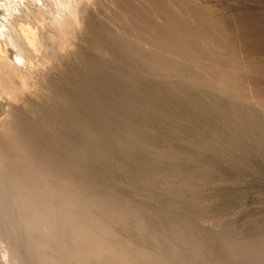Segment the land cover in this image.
<instances>
[{"label": "bare ground", "instance_id": "6f19581e", "mask_svg": "<svg viewBox=\"0 0 264 264\" xmlns=\"http://www.w3.org/2000/svg\"><path fill=\"white\" fill-rule=\"evenodd\" d=\"M101 1L0 0V99L7 98L13 106L25 102L32 92L30 79L48 80L51 86L49 69L62 65L61 86L50 88L51 100L57 104L48 113L50 125L62 123L59 131L70 127L96 142L113 145V138L102 135L105 129L116 128L110 111L134 110L136 104L130 98L144 82L160 75L180 79L179 84L158 83L159 88L173 92L205 82L213 90L209 105L217 120L223 113L222 93L234 99L227 106L238 132L227 131L229 136L215 151L246 163L257 156L264 163V0L239 3L230 7L228 16L207 11L197 0H146L147 7L114 0L130 12L135 40L105 27L95 13ZM99 8L105 10L103 4ZM83 42L90 51L84 53L85 67L77 69L70 55H83ZM96 47L106 53L92 51ZM143 106L145 116L149 105ZM217 120L216 125L221 122ZM34 130L41 133L45 128ZM123 135L130 137L133 131L125 126ZM14 137V143L5 135L0 137V264H140L139 260L156 264L150 254L141 253L138 259L113 244L117 226L106 219H116L118 228L126 221L118 210L108 209L103 198H89L86 181L59 174L48 150L37 154L30 140L21 134ZM257 169L264 173V164ZM233 203L225 201L222 210ZM94 207L103 209L99 216L92 213ZM135 222L141 224V220Z\"/></svg>", "mask_w": 264, "mask_h": 264}, {"label": "rangeland", "instance_id": "374dc122", "mask_svg": "<svg viewBox=\"0 0 264 264\" xmlns=\"http://www.w3.org/2000/svg\"><path fill=\"white\" fill-rule=\"evenodd\" d=\"M197 1L207 11L227 16L232 13L230 7L247 3V0ZM132 2L138 7L148 5L146 0ZM102 4L105 10L99 8ZM99 7L95 13L105 27L126 39H136L130 27V12L119 6L118 1L103 0ZM116 13L117 17L114 16ZM145 46L149 47L148 44ZM81 48L83 55H70L77 69L85 67L84 53L90 51L84 42ZM93 50L106 53L101 47ZM59 67L49 69V82L56 89L61 86L64 70L62 65ZM137 72L146 75L141 69ZM164 77L155 76L144 82V86L138 89L139 93L131 96L130 103L136 104V109L132 107L134 110L127 113L110 111L116 128L105 129L102 135L113 138V145L96 142L86 133L70 127L65 126L63 132L59 131L62 123L50 125L48 113H53L57 104L51 100L48 80L38 78L30 79L32 92L25 102L13 106L7 98L0 99V137L5 135L9 143H14L16 134L23 135L33 144L37 154L49 151L59 174H70L76 180L86 181L91 186H88L91 188L88 197L92 200L103 198L108 209L118 210L126 221L124 227L118 228L120 224L116 219H106L111 226H117L113 244L133 256L138 255V259L143 253L150 254L151 261L156 264H264V173L257 169L258 165L264 164L263 159L256 156L252 162L246 163L215 151V147L224 144L229 131L238 132L227 106L233 97L222 93L223 113L217 127L215 112L209 105L213 93L211 87L203 82L173 92L159 88L158 83L179 84L180 79ZM176 94H180L179 99L175 98ZM142 105H149L145 116ZM139 116L145 118L140 124ZM36 126L44 127L45 131L36 132ZM125 126L131 128L132 136L123 135ZM56 140L55 146L53 142ZM70 140L75 142L74 146L69 145ZM84 147L86 150L82 149ZM59 150L69 153V156ZM212 167L217 169L216 173L213 172V180L210 178ZM227 200H234V203L230 209L222 210ZM102 211V208L92 209L97 216ZM136 220H141V224ZM139 261L147 264L145 260Z\"/></svg>", "mask_w": 264, "mask_h": 264}]
</instances>
